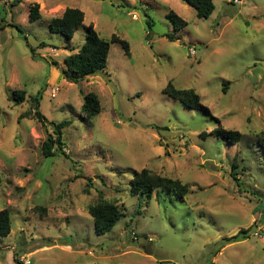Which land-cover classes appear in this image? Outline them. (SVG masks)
Returning a JSON list of instances; mask_svg holds the SVG:
<instances>
[{"label": "rangeland", "instance_id": "1", "mask_svg": "<svg viewBox=\"0 0 264 264\" xmlns=\"http://www.w3.org/2000/svg\"><path fill=\"white\" fill-rule=\"evenodd\" d=\"M213 2L200 18L184 0H0V209L12 219L0 264H264V0ZM35 3L42 17L31 21ZM68 7L85 13L71 39L49 27ZM172 10L187 21L178 31ZM89 24L127 40L130 54L113 42L104 70L70 82L64 60ZM169 82L193 89L203 106L164 93ZM90 92L102 107L93 118L81 110ZM63 120L72 121L64 152L46 157L49 123ZM219 125L241 139L201 136ZM143 168L190 192L132 195ZM102 201L123 214L98 234L89 208ZM249 227L246 238L225 240Z\"/></svg>", "mask_w": 264, "mask_h": 264}, {"label": "trees", "instance_id": "2", "mask_svg": "<svg viewBox=\"0 0 264 264\" xmlns=\"http://www.w3.org/2000/svg\"><path fill=\"white\" fill-rule=\"evenodd\" d=\"M188 4L192 5L197 12V16L200 18H208L212 15L215 10L213 0H184ZM170 21L173 23L176 31L180 30L187 25V21L179 16L175 11H170L167 15ZM42 17L39 3L32 4L30 7V20H39ZM85 13L78 8H66L61 16L53 17L49 21V27L52 32L60 33L67 38H73L76 30L84 22ZM150 24V23H149ZM2 28H5L4 26ZM171 41L175 38L172 35L168 36ZM119 42L123 45L126 54H130L129 42L125 39L120 38L117 35H112L110 39L101 37L94 26L89 24L88 32L86 35L85 42L79 47L78 51L70 54L64 60L63 72L65 78L70 82H80L88 78L89 76L95 75L97 72L102 71L107 66L108 55L111 49V43ZM228 81L224 82L226 88ZM164 93L172 96L175 99L180 100L184 105L195 108L203 106L201 102V96L196 93L193 89H178L169 82L167 87L163 90ZM25 90H15L13 93L12 100L15 104H20L25 100ZM41 91L34 99L35 104L39 107ZM209 110L207 107H204ZM82 112L87 118H93L98 115L101 110V101L98 95L94 92H90L84 95V102L81 107ZM36 116L41 121L45 120V116L38 109H34ZM23 116H32L31 112L24 113ZM218 123L220 120L217 119ZM72 123L70 120H63L59 123L50 122L52 132L48 134L47 139L42 143L41 149L44 156H52L56 154L57 150L64 152L65 143L63 141V129ZM207 135H215L219 138H224L231 143L238 142L242 134L238 130L226 129L219 125L216 129L210 133L203 132L202 137ZM258 142L261 147L264 148V131L258 134ZM236 167V166H235ZM232 175L236 173L231 172ZM158 188H169L175 191L181 199L190 192V186L187 183L182 182L178 178H170L164 175H160L152 172L148 168L135 171L132 178L131 194L140 195L144 194L147 190L152 192ZM95 230L98 234H105L113 229V227L120 220L123 212L118 202L114 201H102L95 206L89 208ZM12 231V219L11 212L9 209H0V236L6 237ZM251 232V227L240 230L237 234L225 238L227 243L239 241L241 238H246Z\"/></svg>", "mask_w": 264, "mask_h": 264}, {"label": "built area", "instance_id": "3", "mask_svg": "<svg viewBox=\"0 0 264 264\" xmlns=\"http://www.w3.org/2000/svg\"><path fill=\"white\" fill-rule=\"evenodd\" d=\"M235 1L238 2V3H241V0H235ZM190 54H191V55H195V54H196V50L193 49V48H190ZM56 90H58V87H55V88L52 90L53 93H55Z\"/></svg>", "mask_w": 264, "mask_h": 264}, {"label": "water", "instance_id": "4", "mask_svg": "<svg viewBox=\"0 0 264 264\" xmlns=\"http://www.w3.org/2000/svg\"><path fill=\"white\" fill-rule=\"evenodd\" d=\"M62 76H63V74H62Z\"/></svg>", "mask_w": 264, "mask_h": 264}]
</instances>
